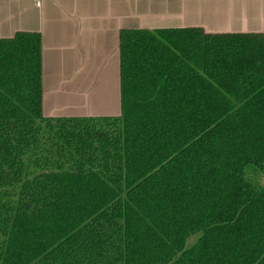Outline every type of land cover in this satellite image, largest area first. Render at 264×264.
Here are the masks:
<instances>
[{"label":"trees","instance_id":"trees-1","mask_svg":"<svg viewBox=\"0 0 264 264\" xmlns=\"http://www.w3.org/2000/svg\"><path fill=\"white\" fill-rule=\"evenodd\" d=\"M118 53V118L49 119L39 36L0 40V264H264V34Z\"/></svg>","mask_w":264,"mask_h":264},{"label":"crops","instance_id":"crops-1","mask_svg":"<svg viewBox=\"0 0 264 264\" xmlns=\"http://www.w3.org/2000/svg\"><path fill=\"white\" fill-rule=\"evenodd\" d=\"M162 29L264 34V0H0V40L39 36L43 118H118L119 34Z\"/></svg>","mask_w":264,"mask_h":264},{"label":"rangeland","instance_id":"rangeland-1","mask_svg":"<svg viewBox=\"0 0 264 264\" xmlns=\"http://www.w3.org/2000/svg\"><path fill=\"white\" fill-rule=\"evenodd\" d=\"M95 126H97L98 129H100V130H102V129L107 130L110 128V126L108 124H97ZM263 170H264V165H263ZM247 179L264 188V171L258 172V171L252 170L247 174Z\"/></svg>","mask_w":264,"mask_h":264}]
</instances>
